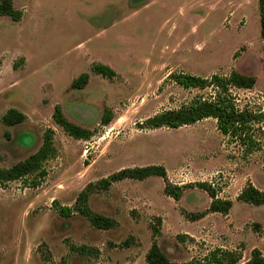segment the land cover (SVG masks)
Returning a JSON list of instances; mask_svg holds the SVG:
<instances>
[{"label":"rangeland","instance_id":"1","mask_svg":"<svg viewBox=\"0 0 264 264\" xmlns=\"http://www.w3.org/2000/svg\"><path fill=\"white\" fill-rule=\"evenodd\" d=\"M13 2L24 15L20 22L0 17V168L39 151L49 130L57 155L43 164L38 187L20 180L0 186V264H146L152 226L159 219V245L175 262L222 245L239 249L241 263L255 248L264 255V205L237 201L249 183L264 190V122L258 135L262 149L247 158L214 119L179 129L140 127L158 113L213 94L184 89L169 79L171 73L253 75L255 87L235 90V98L241 109L262 111L258 0ZM96 64L109 66L116 76L96 74ZM85 73L89 84L73 89V81ZM57 105L92 137H70L53 119ZM11 108L25 114V122L6 126L2 117ZM105 109L112 113L107 126L101 123ZM151 165L164 166L172 184L193 187L175 201L164 194L163 179L153 176L124 180L92 195L90 208L117 221L110 230L96 229L78 213L60 215L59 207L75 206L88 184ZM197 183L209 184L221 200H232L230 213L189 221L186 214L204 212L212 201ZM181 234L194 241L179 242ZM71 246L92 251L81 255Z\"/></svg>","mask_w":264,"mask_h":264},{"label":"trees","instance_id":"2","mask_svg":"<svg viewBox=\"0 0 264 264\" xmlns=\"http://www.w3.org/2000/svg\"><path fill=\"white\" fill-rule=\"evenodd\" d=\"M259 12L261 15V37L264 39V0H258ZM23 11L16 9L13 0H0V17H10L15 22L23 18ZM94 72L109 79H113L116 73L112 68L102 64H96ZM169 79L184 89L213 90L209 98L198 96L187 105L179 109L167 110L148 118L140 125L142 129L156 130L161 128L179 129L184 126H191L198 122L214 119L217 122L218 130L222 135L228 137L231 142L237 143L243 150L244 158L260 151L262 142L258 138L261 133L259 125L264 122V112L255 113L247 108L241 109L235 98V90H252L257 78L253 75L232 71L229 75L214 74L210 78L201 77L186 73H171ZM90 76L85 73L74 80L73 89H83L89 84ZM27 116L15 108L9 109L2 117V122L9 127L22 124ZM53 119L70 137L76 140H89L93 133L81 126L70 122L64 115L61 107L57 105L53 113ZM112 121V113L105 109L101 123L107 126ZM57 155L54 146V132L49 130L44 136V144L35 154L28 159L15 164L10 168H0V186L15 181H26L32 187H38L42 177L45 176L43 164ZM157 176L164 181V194L180 201L189 185L178 186L170 182L167 170L164 166H145L125 168L96 183L88 184L82 190L76 200L75 206H60L59 213L62 217H71L78 213L86 218L90 224L99 230H110L117 226V221L94 212L89 206L90 197L96 193L108 191L114 184L124 180H145ZM195 187L207 192L212 199L209 208L204 212L188 213L186 217L191 222L200 221L208 214L219 213L227 216L233 208L232 200H221L217 191L207 183L194 184ZM237 201L254 206L264 205V190L256 188L249 183L237 197ZM57 204V201H54ZM161 220L157 225L152 226V245L148 250L145 260L146 264H239L243 254L239 249L230 250L222 247L210 249L206 254L194 257L187 262H175L159 245L158 239L161 236ZM259 227V225H257ZM181 243L187 240L194 241L188 234L177 236ZM124 245H129L126 241ZM73 252L81 255H88L92 250L85 246H71ZM244 264H264L262 251L255 248L251 256Z\"/></svg>","mask_w":264,"mask_h":264},{"label":"crops","instance_id":"3","mask_svg":"<svg viewBox=\"0 0 264 264\" xmlns=\"http://www.w3.org/2000/svg\"><path fill=\"white\" fill-rule=\"evenodd\" d=\"M262 39H263V38H262ZM218 214H219V213H218ZM204 219H205V218H203L202 220H204ZM202 220H200V221H202ZM220 247H222V248H225V249H229L228 247H226V246H223V245H222V246H220ZM247 260H248V259H247ZM247 260H246V261H247ZM241 261H242V260H241ZM246 261H245V262H246ZM245 262H242V263L240 262V263H241V264H244ZM240 263H239V264H240Z\"/></svg>","mask_w":264,"mask_h":264},{"label":"built area","instance_id":"4","mask_svg":"<svg viewBox=\"0 0 264 264\" xmlns=\"http://www.w3.org/2000/svg\"><path fill=\"white\" fill-rule=\"evenodd\" d=\"M264 99V98H263ZM255 113H257L256 111H254ZM262 112H264V108L262 109V111L261 112H259V113H262Z\"/></svg>","mask_w":264,"mask_h":264}]
</instances>
